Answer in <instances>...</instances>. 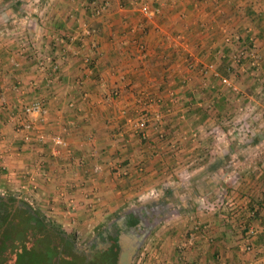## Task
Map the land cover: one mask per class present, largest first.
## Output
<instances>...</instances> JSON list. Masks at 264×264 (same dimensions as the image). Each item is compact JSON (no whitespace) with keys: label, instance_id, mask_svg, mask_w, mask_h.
Masks as SVG:
<instances>
[{"label":"crops","instance_id":"obj_1","mask_svg":"<svg viewBox=\"0 0 264 264\" xmlns=\"http://www.w3.org/2000/svg\"><path fill=\"white\" fill-rule=\"evenodd\" d=\"M101 1L0 0V190L32 194L42 213L80 233L125 203L130 213L136 203L158 202L180 218L156 222L148 239L152 264H264L263 240L242 250L239 220L232 218L264 225L263 209L257 219L245 217L247 201L264 198V0H107L95 16ZM143 3L148 16L138 9ZM240 40L254 43L255 80L229 67ZM135 41L145 46L142 58ZM46 55L59 70L50 81L35 67ZM208 63L247 100L202 71ZM35 97L44 104V122L25 139L11 114ZM244 100L255 107L243 112L255 124L243 127L247 136L240 140L231 118ZM142 113L141 139L128 119L134 123ZM53 133L65 145H53ZM31 167L39 169L35 190L22 175ZM215 197L227 208L205 212L203 201ZM195 222L196 238L179 248L181 232Z\"/></svg>","mask_w":264,"mask_h":264},{"label":"built area","instance_id":"obj_2","mask_svg":"<svg viewBox=\"0 0 264 264\" xmlns=\"http://www.w3.org/2000/svg\"><path fill=\"white\" fill-rule=\"evenodd\" d=\"M108 6V1L107 0H102L101 3H98L97 5L94 6L93 8V14L95 16H100L102 12L107 8ZM139 11L145 15L148 16L150 15V9L147 4L143 3L139 5L138 7ZM83 34L87 35L88 31L86 29H83ZM76 33L69 34V39L74 40L76 39ZM231 36L228 33H225L223 36V40L225 43L230 42ZM54 40L56 41V44H61L63 43L62 37L55 36ZM248 42L247 44L244 43V41H239V47L237 50L231 54L230 56V66L233 70L232 73L234 72H248V74H253V70L255 66L257 65V53L255 51V46L253 45L254 43ZM135 49H136V55L139 58H142L145 54V46L143 42L141 41H135L134 43ZM62 56V55H61ZM83 62L86 63L87 65H91V61L88 57H85L83 59ZM192 64H188L187 66L190 68ZM35 67L38 71L43 72L44 74H47L46 76V81H50L51 79H54L55 77L59 76V70H58V64L55 59L51 56H43V58H36L35 61ZM208 70L210 71L212 77L216 78L219 84L223 85L226 87L228 91L233 92L234 94L237 93V88L235 83H233L230 80V77L228 76H223L219 75L216 69L214 68L213 63H208L204 67L205 71ZM29 84H35V81H31ZM148 101H151L150 97H147ZM0 101H3V94L0 90ZM143 104H146L144 102ZM238 110L241 109L240 106L237 107ZM44 114H45V107L42 102V99L39 97L32 98L31 100L22 103L18 109L13 112L12 118L14 119V131L15 132H22L24 131L25 135L24 138L27 139L28 136L26 135V132L30 129L37 128L39 125H41L44 122ZM157 118V117H156ZM145 122H146V115L144 113L140 114V118L135 121L134 123L131 121V119H128V123L131 124L132 129L136 134L141 133V130L145 127ZM49 141L53 145L61 146L65 145L64 139L61 137L59 133H53L48 137ZM94 170H97L98 167H93ZM39 171L38 167L36 168H29L25 173H22V175H25L26 178L29 180L31 185L29 188L35 190L37 188L36 182H35V176L37 172ZM123 168L119 170V174L122 173ZM24 176V177H25ZM24 185H22L23 187ZM70 203L66 205L67 207V213H69V207ZM262 210H260L261 212ZM249 216V219H257V216L255 217L252 214V211H248L247 215ZM242 230L241 232V237L239 240L240 247L242 250L245 252L253 251L255 249L254 241L257 239L263 240L264 243V225H260V223H253V222H245V223H240L239 226ZM197 227H194L191 231L187 233V236L184 240L183 243L180 244V246L185 247L186 245H190L194 238H195V233L197 231ZM77 231H75V234Z\"/></svg>","mask_w":264,"mask_h":264},{"label":"rangeland","instance_id":"obj_3","mask_svg":"<svg viewBox=\"0 0 264 264\" xmlns=\"http://www.w3.org/2000/svg\"><path fill=\"white\" fill-rule=\"evenodd\" d=\"M257 61H258V59H257ZM257 67H258V63H257V65L255 66V68L253 70V74H251V75L248 74V72L246 74V72H244V71L243 72H239L238 71V72L240 74H246V76L249 79H251V80H252V78H253V80H255L254 78L256 76ZM231 81L233 83H235L232 79H231ZM235 85H236V88H237V93H235V98L236 99L239 98V100H240L241 97H243V98L246 99L245 94L240 93V90L238 89V84H235ZM238 106L241 107L240 110L237 109ZM234 107L238 111H236V113L234 114V117L231 118V120H232L231 123L234 122L233 124L236 126L237 131H239V133H240V135H239V137L241 138L240 140H243L247 136V135H244L245 134V131L243 130V127L246 124L249 125L250 122H253L254 123V121H255L253 119L250 120V117H246L247 114H244L243 112L244 111H246V112L253 111L255 107H251V105H249L247 103L245 104V100H244V102L238 104L237 106L235 105ZM260 113L262 114V112H260ZM240 115L243 116V117H245V121L246 122L243 123V121L240 119ZM240 125H241V127H239ZM204 184H206L207 187H208V183L207 182H204ZM174 185H176V187L177 186L179 187V185H177V184H174ZM7 192H8V190H6V189L4 191L0 190V195H2L4 197H10V196L11 197H14L13 195H11L10 193H7ZM181 193H182V190H180L178 192V194H181ZM146 195H148V194H146ZM156 197L157 196H152V198H155V199H156ZM15 198L16 199L17 198L18 199H22L23 201H26L29 205L33 206L34 208H36L39 211H41L40 209H42V206H39L37 204V202H39V199H37L36 197H32V194H26V195H23L22 194V195H19V197H16V195H15ZM144 199H145V197H144ZM138 201H141V200H138ZM155 201H158V200H155ZM224 201H225V199L223 197H220V199L217 198V197H215V198H213V200H210L208 202H207V200H204L203 202H204V206H205L204 209L206 210L205 212H209V213L214 212V210L216 209L217 205L219 206V208L224 206L223 210H225L227 208L228 204H226ZM134 203L135 202H133V204ZM157 203L158 202H151V204H153L152 207H154L153 208L154 210H151V211H153L151 213L152 215H149L144 220L145 224L148 225V227H150L151 230L149 229L147 231L145 237L142 238V240L140 242V246H139L138 250L136 251V253H134L132 255L131 259L129 260V264H152V261H154L153 253L155 252L154 249H153L154 244L153 245L150 244V242H152V240L150 241L148 239L152 235V231L155 230L154 228H156V226H157V223L156 222H158V220H160V219L162 220L164 218L165 219L167 218L166 220H168V221L172 220V221H175L176 222L180 218L179 215L177 217L173 218L172 215H170L169 213H167V212H169V210H171V208H172L171 206H169L168 211H167V209H165V207H164V209H162L160 207L161 204L158 205ZM127 205L128 204L125 203L124 205H122L121 207H119L114 212H111L109 214L104 215L103 218L100 220V222L95 226V228L91 229V231H87V232L86 231H82L80 233V231L77 230V233L76 234H75V231H70V230L69 231H66L64 229H63V231H65L68 234H70V233L71 234H74V236H75V242H74V244L77 245V246H81V247L84 246V248H85V243L87 242V240H90V238L93 235H95V232L97 230V227H99V225H102V224H106L107 225L108 223L112 222L113 220L121 219V218H123L125 216V214L129 213L127 211V209H125V207ZM213 206L215 207V209L213 208ZM13 208H14V206L10 208V205H8V204L5 205V211L6 212H7L8 209H10V212H12L13 211L12 210ZM233 209H234V207L231 208L230 210L233 211ZM179 214L182 215L181 211L179 212ZM6 216L7 215H5V217L2 220H1V216H0V222L4 221V219L6 218ZM46 217H48L52 223L53 222L56 223L55 222V217L47 216V215H46ZM7 218H8V216H7ZM232 218L235 221L239 220L238 221L239 224L240 223H243L245 221L241 214H239L238 217H236V216L233 215ZM153 222H154V224H153ZM231 223L233 224V221L232 220L230 221V224ZM59 226L61 227V225H59ZM194 227H197L198 228L197 231H196V233H195V238H196V235L198 234V231L200 229V227H199V225H198L197 222L193 223L189 229L181 232V237L184 238L182 241L185 240V238L187 236V233L189 231H191L192 229H194ZM234 227H236V222H234ZM39 236L40 237L37 238L38 240H37V244H36L37 255L27 257V261H28L27 264H81L83 262V261H81L82 260V257L79 256V255H77V253H76L75 250L69 249V248H67L65 246L64 251L66 250V253H67V257H65L64 256L65 255V252H62V251L60 252L59 251V247H58L57 243H53V242L48 243L47 237H44L43 235H39ZM146 247L149 248L150 252L146 249ZM179 248H182V246H179ZM111 254L112 253H109L107 259H105V257H103L101 255V253L98 254V255H96L94 257L95 264H113L114 261H113V258H112V255Z\"/></svg>","mask_w":264,"mask_h":264},{"label":"trees","instance_id":"obj_4","mask_svg":"<svg viewBox=\"0 0 264 264\" xmlns=\"http://www.w3.org/2000/svg\"><path fill=\"white\" fill-rule=\"evenodd\" d=\"M96 27L97 23L92 24L91 27L89 26L91 29H95ZM137 135L141 139L144 138L141 136V133H138ZM0 198L2 200L0 203V210L3 208L5 209V205L7 204L10 205V208L13 206L15 207L12 212H10V209H8V218L6 216L4 221L0 222V264H27V257L37 255L36 244L38 240L37 238L40 237L39 235L47 237L48 243H57L59 251L65 252V257H67L66 250L64 251L65 246L72 250L76 249L74 244V234H68L63 231V229L57 223H52L44 213L29 205L22 199H16L15 197L11 196L4 197L2 195H0ZM263 199L264 198L262 197H257L255 200H252L251 203L247 201V211H252L254 216H256V214L261 209L264 211V203L262 202ZM15 201L17 202L16 204H14ZM138 204L139 203H136L133 211H130V213L126 215L125 226L139 228V224L143 221L142 226H145L144 235H146L150 227L145 224L144 220L149 215H152L151 213L153 211L151 212L150 208L153 206V204L150 203L147 207H145V205L140 207ZM245 217L247 218L246 220L249 219V216ZM261 220V222L264 224V217ZM245 222L247 221H244L243 223ZM105 227L106 224L99 225L95 233H100V231ZM110 244L112 245L111 249L107 250L106 252L109 253V251L112 250L113 253L111 252V255L112 258L115 259L114 249L117 247L114 243ZM76 253L77 255L81 256L82 252L76 251ZM93 259H91V264L92 262L95 264ZM113 264H115V262Z\"/></svg>","mask_w":264,"mask_h":264},{"label":"flooded vegetation","instance_id":"obj_5","mask_svg":"<svg viewBox=\"0 0 264 264\" xmlns=\"http://www.w3.org/2000/svg\"><path fill=\"white\" fill-rule=\"evenodd\" d=\"M1 202L2 200L0 198V203ZM5 215H7V212L3 208L0 210L1 220L5 217ZM125 217L113 220L112 222L108 223L106 227L100 231V233H95V235H93V237L90 238V240H87V242L85 243L86 249L84 248V246L81 247L75 245V250L82 252L81 261L83 262L81 264H91V259H93L100 253L103 257H105V259H107L109 253L112 252V250L109 251V253L106 252L107 250L111 249L112 245L110 243L116 244L117 247L114 249L115 259L113 258V260L115 264H129V260L131 259L132 255L138 250L142 238L145 237V226H142V221V223L139 224V228L126 227ZM126 258L129 259L127 260ZM93 260L95 262V259ZM92 264L94 263L92 262Z\"/></svg>","mask_w":264,"mask_h":264},{"label":"water","instance_id":"obj_6","mask_svg":"<svg viewBox=\"0 0 264 264\" xmlns=\"http://www.w3.org/2000/svg\"><path fill=\"white\" fill-rule=\"evenodd\" d=\"M141 237V236H140ZM127 260L129 259V258H126ZM123 262V261H122Z\"/></svg>","mask_w":264,"mask_h":264},{"label":"bare ground","instance_id":"obj_7","mask_svg":"<svg viewBox=\"0 0 264 264\" xmlns=\"http://www.w3.org/2000/svg\"><path fill=\"white\" fill-rule=\"evenodd\" d=\"M239 225V224H238Z\"/></svg>","mask_w":264,"mask_h":264}]
</instances>
